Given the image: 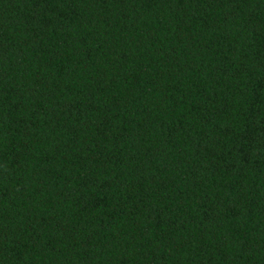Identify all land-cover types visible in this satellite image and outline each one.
Here are the masks:
<instances>
[{"label":"trees","instance_id":"obj_1","mask_svg":"<svg viewBox=\"0 0 264 264\" xmlns=\"http://www.w3.org/2000/svg\"><path fill=\"white\" fill-rule=\"evenodd\" d=\"M0 264H264V0H0Z\"/></svg>","mask_w":264,"mask_h":264}]
</instances>
